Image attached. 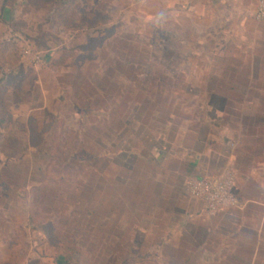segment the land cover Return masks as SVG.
Instances as JSON below:
<instances>
[{"label":"rangeland","instance_id":"obj_1","mask_svg":"<svg viewBox=\"0 0 264 264\" xmlns=\"http://www.w3.org/2000/svg\"><path fill=\"white\" fill-rule=\"evenodd\" d=\"M190 6L0 0V264L211 262L162 148L202 114Z\"/></svg>","mask_w":264,"mask_h":264},{"label":"crops","instance_id":"obj_2","mask_svg":"<svg viewBox=\"0 0 264 264\" xmlns=\"http://www.w3.org/2000/svg\"><path fill=\"white\" fill-rule=\"evenodd\" d=\"M194 1L184 9L210 21L197 41L202 114L181 140L163 143V158L178 155L185 180L231 167L238 204L209 215L194 198L181 226L195 228L197 253L209 264H264V20L255 17L257 0Z\"/></svg>","mask_w":264,"mask_h":264},{"label":"built area","instance_id":"obj_3","mask_svg":"<svg viewBox=\"0 0 264 264\" xmlns=\"http://www.w3.org/2000/svg\"><path fill=\"white\" fill-rule=\"evenodd\" d=\"M257 1L255 17L264 20V0ZM186 187L190 196L203 202L204 211L209 215L238 204L236 175L231 167L217 175L189 178Z\"/></svg>","mask_w":264,"mask_h":264}]
</instances>
